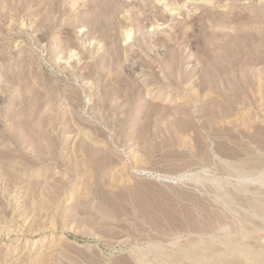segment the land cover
Returning a JSON list of instances; mask_svg holds the SVG:
<instances>
[{
	"label": "rangeland",
	"instance_id": "rangeland-1",
	"mask_svg": "<svg viewBox=\"0 0 264 264\" xmlns=\"http://www.w3.org/2000/svg\"><path fill=\"white\" fill-rule=\"evenodd\" d=\"M3 1L0 264H264V0Z\"/></svg>",
	"mask_w": 264,
	"mask_h": 264
},
{
	"label": "bare ground",
	"instance_id": "bare-ground-1",
	"mask_svg": "<svg viewBox=\"0 0 264 264\" xmlns=\"http://www.w3.org/2000/svg\"><path fill=\"white\" fill-rule=\"evenodd\" d=\"M4 1H5V0H4ZM4 1H3V2H4ZM106 1H107V0H106ZM5 2H6V1H5ZM108 2H109V1H108ZM108 2H107V3H108ZM103 4H104V3H103ZM110 4H111V3H110ZM0 5H1V3H0ZM111 5H112V4H111ZM111 5H110V6H111ZM108 7H109V6H108ZM89 8H90V7H89ZM103 8H105L104 5H103ZM112 8H113V7H112ZM106 9H108V8H106ZM109 9H110V8H109ZM109 9H108V10H109ZM108 10H107V11H108ZM110 10H111V9H110ZM102 11H103V9H102ZM105 11H106V10H105ZM107 11H106V12H107ZM103 12H104V11H103ZM106 12H105V13H106ZM101 13H102V12H101ZM25 128H26V127H25ZM27 128H28V127H27ZM27 130H28L29 133H30L29 128H28ZM35 132H37V131H35ZM27 134H28V132H27ZM36 134H37V133H36ZM38 134H39V133H38ZM31 135H32V137H33V134H31ZM31 135H30V136H31ZM34 135H35V134H34ZM28 137H29V135H28ZM36 137H37V136H36ZM31 139H32V138H31ZM36 139H37V138H36ZM42 139H43V138H42ZM29 140H30V139H29ZM33 140H34V138H33ZM39 140H41V139H39ZM39 140H38L37 143L40 142ZM31 141H32V140H31ZM35 141H36V140H35ZM43 141H44V140H43ZM40 145H41V144H40ZM85 149H87V147H86ZM89 150H91V149H89ZM92 150H94V149H92ZM92 150H91V152H92ZM83 152H84V153H83V154H84V158H86V156H85V154H86V153H85V150H84ZM95 152H96V151H94V153H95ZM87 153H88V152H87ZM92 153H93V152H92ZM96 153H97V152H96ZM96 153H95V154H96ZM88 154H89V153H88ZM88 154H87V155H88ZM92 155H93V154H91L90 156H92ZM102 156H103L104 159L107 158V157H105V155H102ZM88 157H89V156H88ZM88 157H87V159L90 158V157H89V158H88ZM93 157H94V155L92 156V159H93ZM95 157H96V156H95ZM99 157L102 159V157H101L100 155H99ZM99 157L97 156L96 158L98 159ZM96 158H94V159L96 160ZM100 158L98 159V161L101 160ZM87 159H86V160H87ZM92 159H91V162H92ZM104 159H102L101 162H102V163L104 162V164H106L105 161H103ZM93 161H94V160H93ZM96 161H97V160H96ZM98 161H97V162H98ZM108 161H109V159H108ZM108 161H107V163H108ZM94 162H95V161H94ZM97 162H96V163H97ZM99 162H100V161H99ZM92 163H93V162H92ZM97 164L99 165V163H97ZM100 164H101V163H100ZM168 212H169V211H168ZM155 216H156V215H155ZM157 216H158V215H157ZM162 218H163V217H162ZM164 218H165V216H164ZM164 218H163V219H164ZM165 219H166V218H165ZM165 219H164V220H165ZM167 219H168V217H167ZM169 219H170V218H169ZM191 219H192V218H191ZM175 220H176V219H175ZM186 220H187V219H186ZM189 220H190V219H189ZM171 221L173 222V220H171ZM190 221H191V220H190ZM190 221H189V222H190ZM167 222H169V221H167ZM169 223H170V222H169ZM167 224H168V223H167ZM212 247H213V246H212Z\"/></svg>",
	"mask_w": 264,
	"mask_h": 264
}]
</instances>
